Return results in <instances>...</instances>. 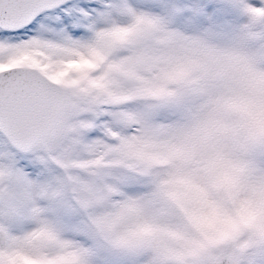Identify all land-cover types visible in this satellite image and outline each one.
<instances>
[{
	"label": "snow or ice",
	"instance_id": "obj_1",
	"mask_svg": "<svg viewBox=\"0 0 264 264\" xmlns=\"http://www.w3.org/2000/svg\"><path fill=\"white\" fill-rule=\"evenodd\" d=\"M227 4L213 45L188 0H0V264H264V0Z\"/></svg>",
	"mask_w": 264,
	"mask_h": 264
},
{
	"label": "clouds",
	"instance_id": "obj_2",
	"mask_svg": "<svg viewBox=\"0 0 264 264\" xmlns=\"http://www.w3.org/2000/svg\"><path fill=\"white\" fill-rule=\"evenodd\" d=\"M261 19H264V17H258L257 22H259V20ZM249 23H252V20L250 18H246L243 21L244 25H247ZM253 31L260 33L264 31V29H261L260 27H254ZM211 32L215 33V36L212 37L211 39V43L213 45H223L225 43V37L228 33L227 31H225L222 28H219V29L214 28V29H211ZM189 35H192V34H189ZM262 47H264V45L261 44L259 39L253 41L252 51L256 56V64H257L258 69H259V65L261 63H264V51H261ZM180 54L188 55L192 57L206 55V54H202L200 51L196 49H189L187 52H181ZM208 59L212 61L213 63L215 62L212 57H208ZM242 179L246 182L248 187L247 189L239 190L236 193V195H238L239 199L245 200L249 198L251 188L254 186H258L261 177L259 176V174H257L256 176H252V177H247L242 174ZM210 200L212 204L214 205L215 211L205 209V211L208 212V215L204 217L200 225L201 229L204 232H207L209 234L213 233L218 227H221L224 225L225 223L223 219L224 213H228L233 218H236V213L233 211V208H234L233 193L230 191V189L227 186L213 188L212 194L210 196ZM183 240H184V236L182 232H178L176 234L175 239L171 243L174 246H179L183 242Z\"/></svg>",
	"mask_w": 264,
	"mask_h": 264
},
{
	"label": "rangeland",
	"instance_id": "obj_3",
	"mask_svg": "<svg viewBox=\"0 0 264 264\" xmlns=\"http://www.w3.org/2000/svg\"><path fill=\"white\" fill-rule=\"evenodd\" d=\"M202 8V14L189 18L188 27L178 25L188 34H199L214 28L230 31L236 24L241 23L229 9L227 0H188ZM35 178V173L33 174Z\"/></svg>",
	"mask_w": 264,
	"mask_h": 264
}]
</instances>
